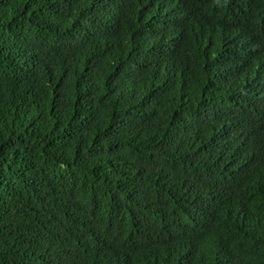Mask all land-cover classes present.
Returning a JSON list of instances; mask_svg holds the SVG:
<instances>
[{
  "label": "trees",
  "instance_id": "obj_1",
  "mask_svg": "<svg viewBox=\"0 0 264 264\" xmlns=\"http://www.w3.org/2000/svg\"><path fill=\"white\" fill-rule=\"evenodd\" d=\"M0 264H264V0H0Z\"/></svg>",
  "mask_w": 264,
  "mask_h": 264
}]
</instances>
